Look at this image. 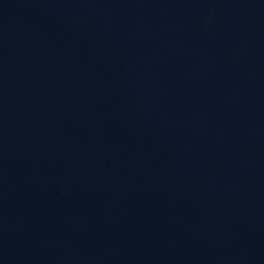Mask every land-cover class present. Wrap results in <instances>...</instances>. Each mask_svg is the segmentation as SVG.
I'll use <instances>...</instances> for the list:
<instances>
[{"label": "water", "instance_id": "95a60500", "mask_svg": "<svg viewBox=\"0 0 264 264\" xmlns=\"http://www.w3.org/2000/svg\"><path fill=\"white\" fill-rule=\"evenodd\" d=\"M0 264H264V0H0Z\"/></svg>", "mask_w": 264, "mask_h": 264}]
</instances>
